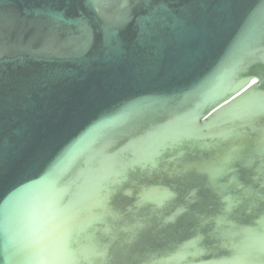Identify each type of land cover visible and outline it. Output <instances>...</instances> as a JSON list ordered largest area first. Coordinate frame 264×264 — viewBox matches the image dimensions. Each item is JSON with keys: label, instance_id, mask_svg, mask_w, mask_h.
Here are the masks:
<instances>
[{"label": "water", "instance_id": "1", "mask_svg": "<svg viewBox=\"0 0 264 264\" xmlns=\"http://www.w3.org/2000/svg\"><path fill=\"white\" fill-rule=\"evenodd\" d=\"M0 264H264V0H0Z\"/></svg>", "mask_w": 264, "mask_h": 264}]
</instances>
